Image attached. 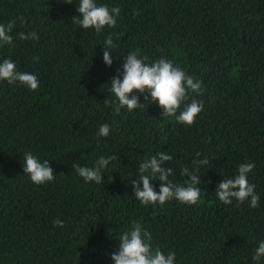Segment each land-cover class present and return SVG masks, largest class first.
<instances>
[{
    "label": "trees",
    "instance_id": "16d2710c",
    "mask_svg": "<svg viewBox=\"0 0 264 264\" xmlns=\"http://www.w3.org/2000/svg\"><path fill=\"white\" fill-rule=\"evenodd\" d=\"M96 2L121 9L115 27L97 32L73 22L78 0H0V23L16 21L0 62L10 58L40 80L36 91L0 80V264H114L117 239L133 222L154 246L174 251L176 264H255L264 241V0ZM32 31L38 40L17 37ZM109 36L117 45L110 67L102 47ZM134 50L202 81L196 98L204 108L191 126L163 116L147 93H135L147 109L116 114L104 104ZM104 123L110 134L98 137ZM28 151L49 160L54 182L37 185L24 174ZM160 152L173 157L166 166L178 185L182 168L207 158L197 204L142 205L134 197L139 163ZM113 154L104 183L86 182L72 167ZM245 161L256 165L248 179L257 208L248 200L225 205L215 194ZM152 183L159 191L161 182Z\"/></svg>",
    "mask_w": 264,
    "mask_h": 264
},
{
    "label": "clouds",
    "instance_id": "9594fccd",
    "mask_svg": "<svg viewBox=\"0 0 264 264\" xmlns=\"http://www.w3.org/2000/svg\"><path fill=\"white\" fill-rule=\"evenodd\" d=\"M65 2L70 4L72 0ZM77 11L80 15L74 17L73 22L78 23L83 29H95L100 32L105 27L116 26L121 9L118 6L110 8L107 4H98L96 0H78ZM15 26V20L6 24L0 23V46L13 44L12 33ZM17 37L20 40L39 39L35 31L20 32L17 33ZM102 47L103 61L110 67L113 63L111 50L117 45L109 36ZM122 68V73L114 76L108 85L110 98L104 102L109 107L114 105L116 114L124 108L129 112L147 109V103L142 104L136 92L147 93L146 102L158 103L163 109V116H174L178 123L186 126H191L203 111L204 102L196 98L203 94L202 81L175 65L172 60L159 58L148 62V58L142 57L139 50H134L124 57ZM0 80L11 84L19 82L32 91L40 87V80L36 74L19 71L16 63L10 58L0 62ZM110 131V125L104 123L99 126L97 136L108 137ZM117 158L116 154L101 156L93 167L81 166L78 163H73L72 167L86 182L94 181L100 184L104 183L105 170ZM172 159L171 155L160 152L139 163L138 178L132 181V187L134 197L142 205L159 204L163 207L173 199L182 204L195 205L200 200L202 189L198 185L202 181L198 169L209 163L207 158L193 161V170L188 167L181 169V175L185 177L182 185L174 184L169 179L173 169L167 167L166 162ZM22 161L24 174H27L34 184L42 185L55 181V170L48 159L42 161L37 155L28 151L24 153ZM255 167L254 162L240 163L238 174L219 182L215 192L219 201L231 205L234 200L239 203L248 200L251 208L259 207L260 197L256 193L255 185L248 179ZM153 180L161 182L159 191H156ZM56 223L61 222L57 220ZM117 240L118 247L111 255L114 264H176V253L165 252L159 246H154L151 232L140 223L133 222L131 228L123 232ZM262 258H264V241L259 242L252 257L255 264H261Z\"/></svg>",
    "mask_w": 264,
    "mask_h": 264
}]
</instances>
